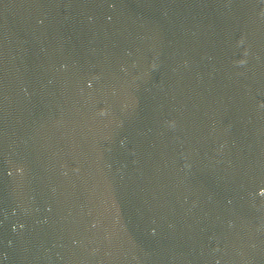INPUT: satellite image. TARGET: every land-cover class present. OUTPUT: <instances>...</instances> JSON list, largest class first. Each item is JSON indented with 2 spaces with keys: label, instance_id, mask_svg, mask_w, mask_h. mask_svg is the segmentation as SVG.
<instances>
[{
  "label": "water",
  "instance_id": "1",
  "mask_svg": "<svg viewBox=\"0 0 264 264\" xmlns=\"http://www.w3.org/2000/svg\"><path fill=\"white\" fill-rule=\"evenodd\" d=\"M0 264H264V0H0Z\"/></svg>",
  "mask_w": 264,
  "mask_h": 264
}]
</instances>
